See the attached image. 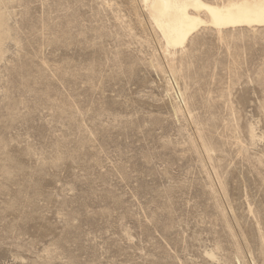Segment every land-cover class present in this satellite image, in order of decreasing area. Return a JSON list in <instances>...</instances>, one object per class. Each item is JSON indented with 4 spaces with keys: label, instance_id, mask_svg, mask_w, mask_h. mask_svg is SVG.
<instances>
[{
    "label": "rangeland",
    "instance_id": "rangeland-1",
    "mask_svg": "<svg viewBox=\"0 0 264 264\" xmlns=\"http://www.w3.org/2000/svg\"><path fill=\"white\" fill-rule=\"evenodd\" d=\"M141 5L1 0L0 264H264V26Z\"/></svg>",
    "mask_w": 264,
    "mask_h": 264
},
{
    "label": "bare ground",
    "instance_id": "bare-ground-1",
    "mask_svg": "<svg viewBox=\"0 0 264 264\" xmlns=\"http://www.w3.org/2000/svg\"><path fill=\"white\" fill-rule=\"evenodd\" d=\"M140 1L166 50L184 48L202 28L220 33L228 29L264 26V0H223L221 3L204 0ZM6 31V20L0 13V57Z\"/></svg>",
    "mask_w": 264,
    "mask_h": 264
}]
</instances>
